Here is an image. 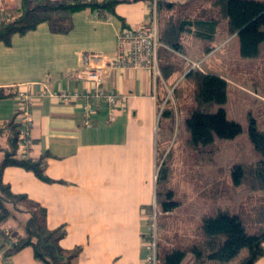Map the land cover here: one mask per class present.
I'll return each instance as SVG.
<instances>
[{
    "label": "crops",
    "instance_id": "crops-1",
    "mask_svg": "<svg viewBox=\"0 0 264 264\" xmlns=\"http://www.w3.org/2000/svg\"><path fill=\"white\" fill-rule=\"evenodd\" d=\"M43 1L59 5L74 0ZM151 1L120 0L115 14L91 9L34 13L33 19L45 20L25 34L13 35L10 44L0 42V126L20 112L17 92L21 89L34 94L44 86L53 92L84 90L87 83L76 77L85 67L84 56L102 55V60L90 62L93 67L105 66L116 53L118 33L125 27L147 24ZM165 1L178 7L201 6L203 1L211 6L212 0ZM5 4L6 14L13 13L18 1L6 0ZM38 13L40 17H35ZM183 44L184 51L175 52L173 60L181 66L184 61L190 65L198 62L188 56L191 50L184 38ZM198 47L199 53L192 56L200 57L208 45L198 42ZM199 69L211 73L201 64ZM170 78L163 75L154 84L146 70L107 68L103 89L120 95V107L116 119L109 122L110 108L102 105L91 116L90 127L84 125L79 101L49 96L34 101L30 144L25 146L21 139L20 154L32 159L47 155L46 172L51 181L44 182L16 166L5 169L4 181L13 192L26 194L46 208L49 230L64 228L66 235L59 242L63 249L82 247L71 264H146L147 217L154 202L158 206L159 158L174 131L171 126L169 131L156 129ZM6 143L7 137L0 135V146ZM29 249L33 250H22V264L37 263L34 250ZM20 252L9 257L10 264H18L14 257ZM233 261L228 264H235ZM255 264H264V255Z\"/></svg>",
    "mask_w": 264,
    "mask_h": 264
},
{
    "label": "trees",
    "instance_id": "trees-1",
    "mask_svg": "<svg viewBox=\"0 0 264 264\" xmlns=\"http://www.w3.org/2000/svg\"><path fill=\"white\" fill-rule=\"evenodd\" d=\"M17 1L18 6L15 12L5 13V19L0 22V42L5 44H10L13 35L25 34L44 21V18L32 19L33 14L42 9H60L72 13L91 9L115 14V7L120 2V0H74L55 5L43 0ZM175 5L165 0H160L158 3L159 39L162 44L159 49V61L166 79L183 67L184 72L188 71L186 76L192 77L195 81V97L198 106L201 107L193 109L186 119L191 142L199 147L214 142L216 137L235 138L242 132V127L237 121L228 118L224 107L228 98L226 79L213 73H205L197 69L190 70L192 65L185 61L181 66L173 60V55L175 52L184 51L185 34L213 41L221 20H227L229 32L239 38L241 55L248 58L257 56L264 43V0H212L211 6L217 12V17L175 18L171 16L161 22L160 14L164 10L172 9ZM213 50L214 47H209L206 53H211ZM213 103L220 107L215 113L200 109L204 105ZM168 113L173 116L172 112L165 107L162 115ZM19 115L20 112L0 126V135L7 137L6 146H0V248L4 249L6 257H12L26 247H32L36 259L44 264H71L72 260L82 252V247L63 249L59 242L66 235L64 228L49 230L46 226V208L26 194L13 192L10 185L4 181V171L10 166L30 171L44 182L51 181L46 172L47 155L32 159L20 154L22 123L19 121ZM250 138L263 157L249 167L235 165L231 170L233 184L248 185L251 191H264V130L258 129L255 120H252L250 126ZM166 174L167 169L163 164L157 181L159 186L162 183L160 176H164V180L167 181ZM176 206L174 202L165 201L162 203V210L170 212ZM253 212L256 213L257 223L264 224V206L253 209ZM243 213L232 214L227 208H219L214 215L202 217L198 242L185 248L166 249L162 253L158 215L159 264H182L188 253H192L194 257L192 264H228L244 249H247L248 253L240 264H255L264 255V230L248 232ZM11 221L18 225H11ZM45 245L54 247L57 252L56 257L48 254Z\"/></svg>",
    "mask_w": 264,
    "mask_h": 264
},
{
    "label": "rangeland",
    "instance_id": "rangeland-1",
    "mask_svg": "<svg viewBox=\"0 0 264 264\" xmlns=\"http://www.w3.org/2000/svg\"><path fill=\"white\" fill-rule=\"evenodd\" d=\"M207 4V1H203L201 6H178L172 10H164L160 14L161 22L171 16L175 18L217 17L215 9ZM45 12L41 13V16ZM38 16L40 17V13L35 17ZM183 38L191 53L194 54L199 53L198 42L208 45L205 49L215 48L212 54L203 52L199 57L188 53V56L200 62L205 71L223 75L229 79L228 98L224 107L228 118L241 125L242 132L232 139L216 137L214 142L208 145L194 146L190 134L187 133L186 119L193 109L201 107L198 106L195 97L196 84L192 77L186 76L188 71L184 72L183 67L172 74V78L169 79L172 80L170 87L166 90L167 96L169 90L173 88L172 96L165 97L160 108L167 107L173 116L162 115V111L161 114L160 112L157 114L156 118V129L160 128L161 131L166 128L169 131V126H171L174 130L170 133L168 149L159 158L158 176L163 164L167 169V181L164 180V176H160L162 183L160 186L157 184L156 189L161 253L166 249L185 248L198 242L199 234L201 235L199 227L202 217L214 215L219 208H227L232 214L244 212L246 227L250 233L264 230V224L257 223L256 213L253 212V209L264 206V191H251L245 184L235 186L231 175V170L235 165L249 167L263 157L251 141L250 126L252 120H255L258 129L264 130V43L257 56L243 57L239 38L229 32L227 20H221L217 36L213 41L190 34H185ZM192 69L194 68L191 66L190 70ZM173 83L175 86H172ZM219 108L213 103L204 105L200 109L204 112L215 113ZM162 146L161 142L160 150ZM165 201L174 202L177 206L173 211L164 212L162 203ZM10 224L18 225L13 221ZM45 249L51 257H56L57 252L54 247L45 245ZM29 251L33 252L32 249ZM247 253V249L242 250L233 262L240 264ZM3 254L4 249H0V263L10 264V258ZM18 255L14 258L18 264H22L20 258H23V251ZM36 261L35 264H44L37 259ZM192 262H194V257L192 253H188L182 264Z\"/></svg>",
    "mask_w": 264,
    "mask_h": 264
},
{
    "label": "built area",
    "instance_id": "built-area-1",
    "mask_svg": "<svg viewBox=\"0 0 264 264\" xmlns=\"http://www.w3.org/2000/svg\"><path fill=\"white\" fill-rule=\"evenodd\" d=\"M160 0H152L149 6L150 15L147 24L139 27H125L117 36V50L114 56L105 61V66L93 67L90 61L102 60V55L86 54L85 67L78 70L76 77L87 83V87L80 92L60 90L53 92L44 86L40 93L34 94L29 90L21 89L17 92L20 105L22 128L21 136L24 145L30 144V128L33 124V104L37 97L58 98L65 102H80L85 114L84 125L91 126V116L100 110L102 105H108L109 122L116 119V110L120 107V95L103 89L105 70L107 68L126 70H146L152 74L154 84L162 78L159 61V49L162 46L159 39V10ZM6 0H0V22L5 19ZM103 64V63H102ZM194 69L200 68V62L192 63ZM173 88L169 90L167 98L172 96ZM168 100V99H167ZM166 100V101H167ZM165 101V102H166ZM164 107L161 108V112ZM157 206L154 202L149 212L148 230L145 235L146 264H159Z\"/></svg>",
    "mask_w": 264,
    "mask_h": 264
}]
</instances>
